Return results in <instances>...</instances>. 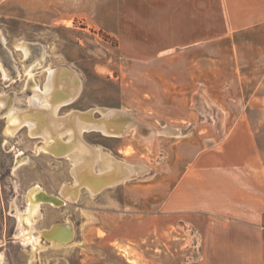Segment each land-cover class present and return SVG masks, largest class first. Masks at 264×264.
<instances>
[{
	"label": "rangeland",
	"instance_id": "374dc122",
	"mask_svg": "<svg viewBox=\"0 0 264 264\" xmlns=\"http://www.w3.org/2000/svg\"><path fill=\"white\" fill-rule=\"evenodd\" d=\"M57 1L50 11L47 0H0L3 263L202 264L208 217L135 214L123 205L122 187L144 183L155 174L168 141L192 133L203 135L209 128L216 137H223L241 112L252 123L264 160V109L253 108L263 106L264 93L257 103H253L257 95L251 94L258 86L264 92V51L237 47L226 39L202 49L195 61H181L172 70L176 76L148 78L142 68H131L117 39L95 23L88 12L91 0H63L64 8ZM158 68L154 70L160 74ZM53 82L54 93L77 91L71 102L57 108L55 117L48 109L53 93L46 91ZM109 110L129 115L131 127L117 137L99 130L77 136L99 153L93 159V171L98 175L103 170L101 153L146 170L93 192L86 183L79 185L74 174L72 150L67 148L72 145L69 133H58L59 143L52 147L53 137L42 130L31 131L28 123L44 120L49 127L52 117L67 120L72 113L95 121ZM10 116L21 122L11 134L5 131ZM143 126L154 129L151 142L137 134ZM69 128L71 122L65 130ZM36 186L65 205L39 202V216L31 227L32 239L37 240L24 244L16 239L19 231L13 208L24 212L26 193ZM65 223L73 232L68 242H53L41 235L43 229L50 231Z\"/></svg>",
	"mask_w": 264,
	"mask_h": 264
},
{
	"label": "crops",
	"instance_id": "0c3cea01",
	"mask_svg": "<svg viewBox=\"0 0 264 264\" xmlns=\"http://www.w3.org/2000/svg\"><path fill=\"white\" fill-rule=\"evenodd\" d=\"M47 1L50 11L58 5ZM88 12L117 39L131 68L148 78H172L181 61H195L202 49L226 39L264 51V0H91ZM260 93L259 86L253 90V103ZM253 108L264 109V99ZM251 126L241 112L223 137L209 128L168 141L155 174L122 187L124 207L135 214L208 217L202 264H264V160ZM139 128L140 138L151 142L154 129Z\"/></svg>",
	"mask_w": 264,
	"mask_h": 264
},
{
	"label": "bare ground",
	"instance_id": "6f19581e",
	"mask_svg": "<svg viewBox=\"0 0 264 264\" xmlns=\"http://www.w3.org/2000/svg\"><path fill=\"white\" fill-rule=\"evenodd\" d=\"M54 74V73H53ZM56 74V73H55ZM53 78V77H51ZM57 79V76L54 77ZM54 79V80H55ZM50 82V81H49ZM56 83V82H55ZM54 82L49 83L47 88V93L52 94V98L49 99V112H51L52 116L55 115V111L60 107L61 104H65V102L61 101L60 97L64 94H73L77 91L70 90V86H68V91L63 90L61 87V91L59 90L57 93H54ZM56 94V96H55ZM50 96V95H48ZM55 96V97H54ZM51 104V105H50ZM54 113V115H53ZM126 114V113H125ZM128 114V113H127ZM126 115L117 114V111L109 110L106 113H103V119L101 120H92L90 116L84 114L72 113L67 120L55 119L52 117L51 123L48 127V122H44V120H38L37 123L32 121L29 122L31 131L42 130L43 133H48L51 136V140H54L52 147L55 146L56 143H59L58 137L63 131L69 133V140L72 141V145H68L67 148L70 149L71 155L73 156L74 164H75V176L79 180V185L82 183H86L93 192L98 191L102 187H109L114 184H117L119 181H123L128 179L134 174H141L145 172V168L140 165H132V164H124L120 161H117L113 157L102 154L103 157V170L98 175L93 171V159L94 157H98L99 153L95 149H91L85 143L80 140V137H77L85 130H99L108 136H120L123 135L127 127L129 126V122H132V119L129 117V120L125 121L123 117ZM55 117V116H54ZM35 120V119H34ZM121 121V125L115 124V122ZM72 123V130L66 129L67 123ZM21 125V122L17 118L9 117V123L7 129L5 131L10 134L14 129H17ZM131 127V126H129ZM144 129V128H142ZM145 130V129H144ZM128 131V130H127ZM58 133H60L58 135ZM36 134V133H35ZM48 138V137H47ZM57 138V139H56ZM50 147L47 148L50 150ZM68 152V151H67ZM95 166V165H94ZM78 168V170H77ZM89 188V189H90ZM46 196H48L39 186L31 187L25 196V210L24 212L18 211L14 207V217L17 224L18 229V237L16 239H20L24 244L32 243L36 241L37 238L32 239L31 227L36 222V218L39 216V206L40 203H51L46 201ZM56 197V196H55ZM61 204L51 203L52 205L63 206L65 203L61 198L57 197ZM40 202V203H39ZM65 205V204H64ZM43 237L47 240L57 241V242H68L72 238L73 232L69 223L56 225L50 229V231H46L41 233ZM66 242V243H67ZM34 244V243H33ZM59 244V243H57ZM0 264H3V257L0 254Z\"/></svg>",
	"mask_w": 264,
	"mask_h": 264
},
{
	"label": "water",
	"instance_id": "95a60500",
	"mask_svg": "<svg viewBox=\"0 0 264 264\" xmlns=\"http://www.w3.org/2000/svg\"><path fill=\"white\" fill-rule=\"evenodd\" d=\"M74 96H75V93H73L72 95L71 94H64L60 97V99H61V101L65 102V104H67L73 100ZM46 201L51 202V203H55V204H61V201L57 197L52 196V195L46 196Z\"/></svg>",
	"mask_w": 264,
	"mask_h": 264
}]
</instances>
